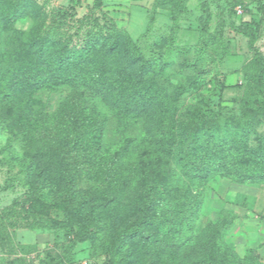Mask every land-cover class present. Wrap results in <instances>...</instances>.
Returning <instances> with one entry per match:
<instances>
[{
    "label": "trees",
    "instance_id": "16d2710c",
    "mask_svg": "<svg viewBox=\"0 0 264 264\" xmlns=\"http://www.w3.org/2000/svg\"><path fill=\"white\" fill-rule=\"evenodd\" d=\"M212 1L203 2L205 32ZM95 2V7L102 6V0ZM189 2L156 3L168 7L177 31L181 18L189 13ZM260 9L264 11V4ZM68 15L64 9L59 11L57 27L65 24ZM29 19L33 21L30 31L15 30L17 23ZM238 32L249 36L254 54L241 115L196 110L180 128L165 98L153 92L145 79L152 61L145 60L143 51L122 29L102 30L79 49L57 40L55 33L47 34L37 1L0 0V104L29 149L21 159L29 212L49 216L57 211L62 220L55 226L72 234L74 245L89 242L106 257L107 264H263L259 254L241 258L216 226L194 234L202 209L197 189L216 176L242 184H264V149L248 147L256 132L257 123L252 119L264 114V54L256 47L253 30ZM65 87L84 88L100 98L127 139L142 123L147 139L157 132L156 140L147 146L137 145L135 140L120 144L117 157L112 158L109 150H104L107 120L96 110L83 109L65 98L56 114L45 113L46 105L37 95ZM47 123L56 125L58 135L48 139L42 134ZM67 148L80 152L85 163L93 166L89 180L94 182L119 171L137 174L145 181L140 197L133 204L125 203L120 188L104 204L80 198L64 152ZM173 162L181 177L167 173ZM121 174L114 180L122 185ZM187 232L192 234L186 236Z\"/></svg>",
    "mask_w": 264,
    "mask_h": 264
},
{
    "label": "rangeland",
    "instance_id": "374dc122",
    "mask_svg": "<svg viewBox=\"0 0 264 264\" xmlns=\"http://www.w3.org/2000/svg\"><path fill=\"white\" fill-rule=\"evenodd\" d=\"M35 1L42 6L47 34L55 33L57 40L71 47L85 48L95 35L108 28L111 31L113 27L120 28L127 33L143 51L145 60L152 61L145 79L152 84L153 92L165 98L170 115L180 128L196 110L206 114L220 111L241 115L247 74L251 76L254 70V54L249 49V36L238 30H253L256 47L264 54V11L260 9L264 0L210 2L206 32L203 29L207 18L204 0H190L189 13L181 18L177 31L173 30L168 7L156 3L157 0H102L100 7H95V0H75L74 9H71V0ZM63 9L69 15L59 28L56 22ZM32 25L29 19L14 28L25 33ZM122 66L126 68L127 64L122 63ZM65 98L83 109L96 110L102 120H107L104 150H109L112 158L117 157L123 143L129 145L135 140V144L147 146L156 140L157 132L155 137L147 139L142 123L132 132V138L127 139V134L118 131L113 112L84 88H57L37 95L49 115L58 112ZM4 107L0 104V264H19L17 260L24 264H107L106 257L92 249L89 242L74 245L73 235L55 226V222L62 220L57 211L49 216H33L29 212L28 188L21 165L29 149ZM252 120L257 123L256 132L248 141V147L262 151L264 114H255ZM58 133L56 125L47 123L42 129L48 139ZM234 139L239 141L238 137ZM179 143L180 146V140ZM240 147L243 149L244 143ZM64 152L80 198L104 204L110 202L114 190L120 188L125 203L133 204L140 197L145 181L137 174L125 168L129 173L119 171L117 175L99 176L94 182L89 180V173L95 169L85 163L80 152H73L71 148ZM167 173L182 175L175 162L167 168ZM119 174L122 185L114 180ZM183 180L189 183L186 178ZM117 184L120 185L117 187ZM197 192L201 195L202 209L196 220L195 236L216 226L221 238L241 258L259 254L264 264V184H242L216 176ZM191 234L187 232L186 236Z\"/></svg>",
    "mask_w": 264,
    "mask_h": 264
}]
</instances>
